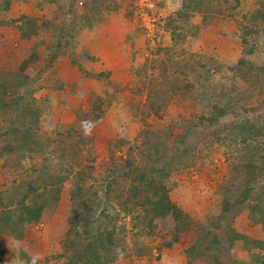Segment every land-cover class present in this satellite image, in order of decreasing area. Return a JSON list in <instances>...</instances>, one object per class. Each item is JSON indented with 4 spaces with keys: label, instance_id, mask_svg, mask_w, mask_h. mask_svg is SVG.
Here are the masks:
<instances>
[{
    "label": "rangeland",
    "instance_id": "1",
    "mask_svg": "<svg viewBox=\"0 0 264 264\" xmlns=\"http://www.w3.org/2000/svg\"><path fill=\"white\" fill-rule=\"evenodd\" d=\"M51 2L17 0L9 12L0 14L3 20L27 15L39 25L45 22L41 33L31 38H22L16 25L0 28V85L8 86V93L0 98L10 105L21 99V113L33 106L31 113H36L38 120L31 126L30 115L25 123L38 141L51 146L45 157L55 159L57 154L51 151L63 149L57 145L63 139H78L77 134H69L72 128L79 130L88 144L83 153L69 156L70 180L62 187L59 202L43 219L27 224L21 240L0 233V246L7 250L4 264H66L70 257H76L75 253H65L63 240L69 230L71 192L78 180L87 181L91 188L97 216L106 204L114 207L108 209L110 223L105 219L100 241H115L129 257L110 264H155L170 259L169 264H259L255 258L259 254L264 257V246L254 247L252 241H264L263 228L251 224L245 205L237 207V212L223 213L222 191L230 186L226 182L231 177V161L240 162L235 135L230 140L223 138L238 120L264 124V18L259 17L264 16V0ZM104 10H108L106 15ZM98 18L100 22H95ZM111 19L127 26L120 43L116 32L108 31L113 39L107 33L105 26ZM58 33L59 55L50 67ZM95 45L96 49L106 45L111 51L115 47L108 59L103 58L107 63L95 54ZM85 51L98 59L90 65L91 81L71 63L75 54L85 60ZM103 71L111 72L109 80L97 79ZM16 73L30 85L18 88L13 79ZM106 92H113L114 98L101 105L99 95L107 98ZM161 103L166 108L158 115L151 109L147 112L146 108ZM99 109L104 114L96 118L95 112L102 113ZM220 109L227 113L209 124L206 118L217 115ZM15 112L10 110L6 116L0 112V135H6ZM189 127L196 131L194 156L199 159L182 169L186 147L180 148L184 155L169 152L184 164L173 162L175 170L167 182L174 187L172 201L206 228L198 239L195 230L176 234L170 217L150 222L145 213V223H141L138 213L144 212L134 210L132 203L128 208L134 212L127 213L120 206L123 201L108 199L109 184L113 179L122 180L119 168L125 167V160L141 166L154 145L171 148ZM45 157H28L23 169L10 157L0 158V180L11 187L14 181L37 180L41 174L45 179L41 171ZM92 159L93 169L89 170ZM84 170L92 175L88 177ZM115 188L113 185V191ZM236 233L248 241L237 239L233 244ZM166 243L172 246L166 248ZM191 248L196 251L189 256Z\"/></svg>",
    "mask_w": 264,
    "mask_h": 264
},
{
    "label": "trees",
    "instance_id": "2",
    "mask_svg": "<svg viewBox=\"0 0 264 264\" xmlns=\"http://www.w3.org/2000/svg\"><path fill=\"white\" fill-rule=\"evenodd\" d=\"M13 1L17 0H0V14L2 12H9ZM54 1L55 0H47V2L51 3ZM106 8L109 9V7ZM107 11L108 10H104L103 14L106 15ZM86 16L87 15H85V17ZM259 17L264 18L262 14H260ZM95 22H100V18L96 19ZM8 25H16L17 30L21 32L22 38H31L41 33L44 29L43 25H45V22L39 25L35 18H31L27 15H22L17 20H3L0 17V28ZM91 25L92 22H90V28H92ZM58 36H60L59 33L55 37L57 43L52 48L54 60L50 61V67L54 65L59 55L58 50L60 49L61 39ZM71 56L73 57V59L71 58V63L84 73L85 79L91 81L90 73L92 72L90 65L98 59L91 56L88 51L84 52L85 60H82L81 57H76L79 56L76 54ZM26 64H28V62H26ZM14 75L15 76L12 77L17 82L18 88H24V86L30 85V83L25 82L22 75L18 73ZM97 76V79L109 80L111 72L103 71ZM6 79L14 83L12 79ZM101 79L100 82L102 84L103 81ZM161 88L162 87H160V90L162 92ZM7 93L8 86L6 84L0 85V96L2 94L6 95ZM106 96L107 98H103L99 95L101 105H104L108 99L114 98L113 92H106ZM20 100L21 99H14V103L10 105L0 98V112L3 111V116H6L7 112L10 110H15L17 114L15 121L12 122L6 135H0V158L10 157V161L14 165H19L17 168L23 169L22 164L28 157L34 155L45 157L48 154L47 151H50L51 146L46 142L38 141L37 136L31 133V129L28 128L27 123H25L26 118L30 117V115L32 116V121L30 123L31 126H33L35 121L38 120V116L36 113H31L33 111V106L25 108V111L22 113L21 108L19 112V102H22ZM151 106L153 107L146 108V110L151 109L157 115L159 110H164L166 108L164 103L158 105L153 104ZM253 110L256 111L258 108ZM99 111L102 112L101 109H99ZM226 113L224 109H220L217 115L206 119L209 124H215L218 122V118ZM103 114L104 112L99 114L95 112L94 116L96 118H101ZM229 130L230 134L223 139L230 140V138H232L231 135H235V142L239 148L238 153L240 154V162L231 161V177L230 180L226 182V184H230V186L228 188L224 187L222 191L223 208H225L223 213L230 212L231 210L237 212V207L245 205L249 210V220L251 224L254 226L260 225L264 230V124L262 126L257 125L250 119L238 120ZM74 131L75 128L70 129L69 134L78 135V139H75V142L63 139L61 145H59V143L57 144L59 147H63V149L51 151V154H57L55 159L51 157L44 158V169H41V171L45 172H43L46 176L45 179L41 174L40 178L37 180L30 177L29 180L21 179L14 181L11 187L4 185L0 180V233L21 240L25 234L27 224L39 223L47 211L59 202L62 187L70 180L71 169L69 168L71 164L69 156L83 153L85 150L83 147H86L88 144L83 135L79 134V130L75 131L76 133H74ZM64 135L65 134H63V136ZM195 138L196 131L189 127L183 135L178 136V139L171 148H166L165 146L164 148H159V145H154L153 151L147 155L146 160L141 166H135L133 162L125 160V167L122 169L119 168L122 180L113 179V183L109 184L108 199H114L115 201L117 199L119 203L123 201L120 206H122L127 213H132L134 210L144 212L138 213L141 223H145V213L147 214L145 219H149L150 222L153 221V219L170 217L175 222L176 234L195 230L197 239L198 237L202 238V235L206 233V228L203 229L200 223L187 214L181 206L172 201L170 193L174 187L170 188L167 182L175 170L172 167L174 166L173 162H177L178 165L184 164L185 162L184 168L182 167V169H187L194 165L196 159H199L194 156V152L197 150V141H193ZM217 139H220L219 135ZM2 143L4 145H2ZM183 146L186 147L183 153L187 155L184 162L181 161L178 156L174 157L173 154L172 157L171 155L169 156V152L183 154L182 152L180 153V148ZM191 154H193V157H190ZM159 155H162L161 159ZM93 163L94 159H92L91 164L88 165L89 170L93 169ZM89 170L87 169V171ZM83 173L86 175L88 174V177L92 175L85 172V170ZM40 180L41 183L38 184ZM113 185H116L114 191ZM112 192L113 194L116 193L115 198ZM71 193L72 210L68 217L69 230L63 240V249L65 253H75L76 257H70V261L66 264H110L119 259L129 257L124 247H120V245L119 247L115 246V241L111 239H107L103 243L100 241L103 236L101 231L106 228L103 226L105 225V219L108 220L110 217V215H108V209L111 206L106 204L103 208L104 211L100 213L101 215H96L93 209L94 194L91 193V188L88 187L87 181H75ZM95 196V202H97V194H95ZM123 198L126 199L123 200ZM131 203L134 206V210L128 208ZM111 209H114V207H111ZM221 219H223L222 216ZM107 222L110 223L109 220ZM148 225L151 224L149 223ZM144 229L145 226H142L141 230L143 231ZM93 233H95V236H91ZM143 233L147 235L149 232ZM213 238L214 242L217 243L215 236H213ZM247 238L248 237L240 236L236 233L232 242L235 244L237 239L248 241ZM177 239L178 238L175 237V241ZM252 242L255 245L254 247L262 248L264 246V241ZM171 246V243H166V248H170ZM6 251L4 247L2 248L0 246V264H4L7 254ZM195 251L196 250L192 248L188 249L187 254L190 256L195 253ZM103 252L105 253L103 254ZM256 256V261L259 264H264V257L260 254Z\"/></svg>",
    "mask_w": 264,
    "mask_h": 264
},
{
    "label": "crops",
    "instance_id": "3",
    "mask_svg": "<svg viewBox=\"0 0 264 264\" xmlns=\"http://www.w3.org/2000/svg\"><path fill=\"white\" fill-rule=\"evenodd\" d=\"M15 4H16V2H15ZM109 22L110 23L106 24V26H105L106 30H107V33H108V31L110 32V34H115V32H116L117 33V38L116 39H119V43H120L121 41L124 40V39H122V37H123V35H126L127 26L125 25L126 26L125 27V26H123V23L117 22V21H115L113 19H111ZM110 34H109L110 38L113 39V36H111ZM99 35H102V34H99ZM19 37H20V33L18 35V39H19ZM98 41L99 40H96L95 43L96 44L99 43ZM96 46L97 45H95V54H97L98 56L100 55V57L102 58V61H105L103 58H107L108 59L111 56V53L113 52V50L115 49V47H114L112 49V51H111L109 49V47H107L106 45L101 47L100 49H96ZM116 46H118V45H116ZM105 62L107 63L108 61H105ZM127 69H129V66H127ZM1 238L2 237L0 236V239ZM172 261L176 262V260H174V259ZM170 262H171V259L168 262L166 261V263L164 261H162L161 263L155 262V264H169Z\"/></svg>",
    "mask_w": 264,
    "mask_h": 264
},
{
    "label": "built area",
    "instance_id": "4",
    "mask_svg": "<svg viewBox=\"0 0 264 264\" xmlns=\"http://www.w3.org/2000/svg\"><path fill=\"white\" fill-rule=\"evenodd\" d=\"M153 4L151 3V6H152Z\"/></svg>",
    "mask_w": 264,
    "mask_h": 264
}]
</instances>
